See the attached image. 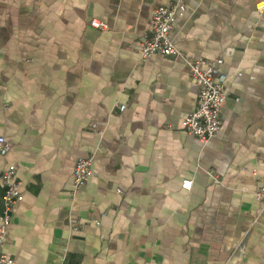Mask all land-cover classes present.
Returning <instances> with one entry per match:
<instances>
[{"label": "crops", "instance_id": "crops-1", "mask_svg": "<svg viewBox=\"0 0 264 264\" xmlns=\"http://www.w3.org/2000/svg\"><path fill=\"white\" fill-rule=\"evenodd\" d=\"M167 1L0 0V175L13 164L22 193L0 249L13 264H264V0H182L174 45L222 58L227 77L206 143L180 125L198 92L185 60L139 58ZM84 157L92 175L74 191Z\"/></svg>", "mask_w": 264, "mask_h": 264}, {"label": "built area", "instance_id": "built-area-1", "mask_svg": "<svg viewBox=\"0 0 264 264\" xmlns=\"http://www.w3.org/2000/svg\"><path fill=\"white\" fill-rule=\"evenodd\" d=\"M185 11L182 0H169L165 4L153 7L150 16L151 34L140 44L138 53L140 59L152 55L178 56L185 60L193 83L197 86L196 104L194 109L180 121L181 127L195 136L200 142L206 143L214 137L221 127L223 104L227 94V77L221 71L222 58L208 59L205 57L190 58L178 49L170 36L176 19ZM91 26L106 28V24L97 19L90 21ZM124 105L119 109L123 110ZM11 148V143L0 135V156H4ZM92 157L79 158L72 168L73 190L84 185L92 175ZM13 164H7L1 172L0 181L4 187L1 197L0 211V249L4 246L9 232L14 206L22 200L19 181L15 177ZM217 178L216 175H212ZM191 179H184L181 186L188 190ZM121 192L120 189H117ZM256 201L264 203V171L259 176V185L254 191ZM71 229L77 230L79 223L69 220ZM12 257L0 251V264H13Z\"/></svg>", "mask_w": 264, "mask_h": 264}]
</instances>
